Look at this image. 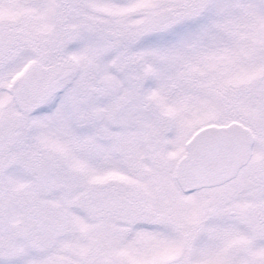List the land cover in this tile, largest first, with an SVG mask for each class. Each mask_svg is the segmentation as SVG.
I'll use <instances>...</instances> for the list:
<instances>
[{
    "label": "snow or ice",
    "instance_id": "obj_1",
    "mask_svg": "<svg viewBox=\"0 0 264 264\" xmlns=\"http://www.w3.org/2000/svg\"><path fill=\"white\" fill-rule=\"evenodd\" d=\"M0 264H264V0H0Z\"/></svg>",
    "mask_w": 264,
    "mask_h": 264
}]
</instances>
